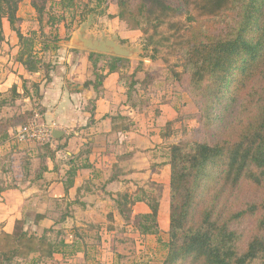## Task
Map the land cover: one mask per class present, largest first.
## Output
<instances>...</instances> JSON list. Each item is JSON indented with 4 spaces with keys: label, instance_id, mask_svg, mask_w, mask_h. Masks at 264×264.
Masks as SVG:
<instances>
[{
    "label": "trees",
    "instance_id": "1",
    "mask_svg": "<svg viewBox=\"0 0 264 264\" xmlns=\"http://www.w3.org/2000/svg\"><path fill=\"white\" fill-rule=\"evenodd\" d=\"M23 1L0 0V55L2 45L7 44V26L18 39L15 61L31 76L45 74L49 84L55 68L38 56L36 46L40 43L44 52L59 50L42 39L49 27L60 41L55 25L64 16L58 18L47 8L51 0H32L40 29L25 36L16 26ZM192 1L117 0L112 17L126 23L132 32L146 33L162 26L168 16L183 15ZM57 3L63 12L74 6L72 0ZM198 9L205 19L183 29L177 52L184 71L176 73L175 79L201 114L200 130L197 137H187L168 148L169 242L163 264H264V0H201ZM188 21L193 23L194 18ZM94 55L105 56L90 53V60ZM111 59L100 70L102 76L95 74L85 88H98L106 71L117 73L126 61ZM36 115L27 114L25 120L30 118L23 124L22 117L0 121V144L7 141L11 127L19 122L22 126ZM88 122L90 128L94 120ZM57 140L52 136L49 142ZM49 142L44 144L45 154L52 158L55 151ZM86 147L80 157L91 155L92 146ZM29 160L24 172L31 169ZM44 171L41 165L37 179ZM112 182L113 178L108 183ZM72 184L68 181L67 189ZM109 196L124 220L137 221L142 236L158 234L160 204L155 198L149 213L136 214V203L127 191ZM26 225L27 221L17 220L12 233H0L6 242L0 264H45L66 255L64 242H52L46 231L42 236L29 233ZM77 250L70 256L78 254Z\"/></svg>",
    "mask_w": 264,
    "mask_h": 264
},
{
    "label": "rangeland",
    "instance_id": "2",
    "mask_svg": "<svg viewBox=\"0 0 264 264\" xmlns=\"http://www.w3.org/2000/svg\"><path fill=\"white\" fill-rule=\"evenodd\" d=\"M57 2L58 0H51L47 8H51L52 13L58 18L64 16L62 22L55 25L58 27L60 41L57 42L51 35L52 30L49 27L45 29L46 37L42 40L49 42L51 46H59V50L44 52L40 43L36 46L38 56L46 62H51L54 66L52 78L65 79L68 74L74 76L76 68L82 65L79 60L82 56L85 61H90L92 64L90 71L92 78H95V74L100 78L102 76L100 70L110 65L112 56L98 57V55H94L90 60L91 52L71 48L64 43L70 41L84 26H86L84 30L87 36L117 37L123 46L136 50V55L133 58L126 59L120 65V70L117 72L118 80L119 84L128 90L130 106H135L134 109H137L135 111H139L138 115L142 117V120H145L141 128L144 130L145 127L146 138L152 143L148 142L147 152L140 155L141 165L148 168V171H139V173L142 172L140 178L133 177L135 171L132 172L130 184L122 192L126 193L127 191L132 200L137 205L139 203L138 212L142 207L141 204L149 208V204L154 198L159 202L160 231L157 235L142 236L139 233L137 221L134 219L127 221L116 214L115 203L108 196H104L99 202L89 196L87 204L89 205L91 202L93 204V206L90 204L93 219L84 223L77 222L75 220L77 211L74 206L53 197L49 198L48 191L50 192L51 186L47 181L37 183L38 174L35 169L39 166L38 160L32 162L33 167L30 171L24 172L30 156L27 153L18 157V153L21 152L19 147L24 148L25 145L18 146L17 143L11 141L9 133L7 141L0 144V194L8 190L22 191L33 182L37 183H35L37 187L41 186L34 188L33 192L26 193L30 189L22 191V193H26L25 196L28 198L26 202L28 203L21 207L17 203V206H7V208L11 209L12 217L22 214V219L27 221L25 228L29 233L42 236L46 231V235L52 242L57 244L64 242L65 247L63 246L62 249L66 254V259L70 257L72 250L79 248L81 252L78 253L83 256L82 264H163L168 253L169 213L167 210L166 217H162L160 211L161 208L167 206L168 200L165 166L170 157L168 148L187 137H197L200 130L201 114L183 87L176 81L175 74H182L184 71V61L177 52V44L183 29L205 19L198 9L201 0H193L183 15L168 16L164 19L165 23L162 26L146 33L132 32L126 23L112 17L117 10V0H72L74 6L68 12L61 11ZM83 17L86 19L82 20ZM189 17L194 18L193 23L188 21ZM18 18L19 22L16 26L25 36L40 29L37 13L32 7V0L22 2ZM5 34L7 44L2 45L1 54H14V48L10 44L12 39L18 40L17 35L7 26ZM68 53L73 54L69 62L64 60V56H67ZM12 58L15 60V56ZM15 66L12 64L13 68ZM44 77L43 73L26 77L19 76L18 84H14L6 92L1 93L0 121L11 119L14 121L22 117L24 120L21 124H23L30 118L25 120L27 114L37 113L46 123H55L50 121L48 111L56 103L45 102L44 92L48 89V84L45 83ZM68 83L69 87H72L73 84ZM19 123L11 127L9 132L21 125ZM119 126L130 129L134 127L132 121L128 120H123ZM32 146L35 150L40 149L42 152H47L45 148L47 145ZM85 149H87L86 146L84 151ZM28 150L29 148L26 149V151ZM16 151H18L17 156H14ZM52 193L53 188H51L50 194ZM39 214H44L46 221L41 222L37 227L34 223ZM1 220L0 217V233H3ZM75 223L79 225L78 228L74 227ZM71 240H74L73 244L65 243V241ZM5 249L6 242L0 235V252ZM20 262V264H24V261Z\"/></svg>",
    "mask_w": 264,
    "mask_h": 264
},
{
    "label": "crops",
    "instance_id": "3",
    "mask_svg": "<svg viewBox=\"0 0 264 264\" xmlns=\"http://www.w3.org/2000/svg\"><path fill=\"white\" fill-rule=\"evenodd\" d=\"M10 45L14 48V54L5 53L0 55V94L6 92L14 84H18L19 76L26 77L29 75L24 67L12 58L16 54L18 40L16 38L12 39ZM72 57L73 54L68 53L67 56H64V60L66 59L65 61L69 62ZM79 60L82 65L76 68L74 76L68 74L65 79L54 77L52 82L48 84V89L44 92L46 103H56L48 111L50 121L58 125V128L54 131L64 133L57 141L49 142L50 148L55 151L53 157L51 158L42 150L39 152L33 149L32 145H25L24 148L19 147L22 153H18V157L28 153L31 159L30 162L38 160L39 166L35 169V172L39 170L41 165L44 166L46 171L43 172L42 177L36 180L37 183L47 181L48 185L51 186L50 192L53 188L52 194L48 191L49 198L53 197L65 204L74 206L75 211H77L75 220L84 223L93 219L91 209L93 204L92 202L91 205L87 204L89 196L99 202L104 196L110 198V193H123L125 187L130 184V174L132 172L135 171L133 177L140 178L142 172L139 173V171H148V168L141 165L140 155L147 152V143L151 141L146 138L145 127L144 130L141 128L145 120H142V117L138 115L140 113L135 111L137 110L134 109L135 107L130 106L127 88L119 84L118 73L109 74L106 71L104 73L105 78L98 88H95L94 85L85 88V83L94 81L90 73L92 64L90 61H85L84 56ZM12 64L16 65L15 68L12 67ZM17 68L19 71L16 70ZM68 82L73 84L72 87H69ZM89 120H94V122L90 128H87ZM123 120L132 121L133 129L123 131L124 128L119 126ZM112 128H115V130L113 131ZM64 144L66 147L60 149L59 146ZM87 144L92 146L91 155L80 157L82 155L81 151L84 150ZM5 148H8V146H5ZM28 148L29 150L26 151ZM17 152L14 156H17ZM143 161L145 163V159ZM167 162L165 166L169 187ZM30 167L32 168L33 165ZM74 171L75 176L71 177ZM111 178L114 182L108 183ZM68 181L73 182L69 189H67ZM35 183H31L27 188H22V191L30 189L26 193L33 192L34 188L41 187H37V183ZM87 190L89 191L87 192ZM22 191L8 190L0 194L1 224L3 225L2 230L6 233H12L15 222L23 218L22 214L12 217L11 209L7 208V206H17V203L20 207L28 203L26 202L28 199L25 196L26 193H22ZM141 205V212H138L140 205L139 203L138 205L135 204L133 207L134 213L147 214L150 212L146 205ZM167 210L168 206L161 208L160 214L162 217H166ZM115 212L118 214L116 208ZM39 216H42L43 219L38 221L37 227L40 226L41 222L46 221L44 214L37 215L35 220H38ZM74 227L78 228L79 225L75 223ZM69 242L73 244L74 240L65 241L66 244ZM65 259L66 256L59 255L54 261L46 263H83V256L80 253Z\"/></svg>",
    "mask_w": 264,
    "mask_h": 264
},
{
    "label": "water",
    "instance_id": "4",
    "mask_svg": "<svg viewBox=\"0 0 264 264\" xmlns=\"http://www.w3.org/2000/svg\"><path fill=\"white\" fill-rule=\"evenodd\" d=\"M84 28L86 26L82 27L70 41L64 43L71 48L117 58L131 59L136 55L134 48L123 46L117 37L97 38L95 36H87ZM63 135L64 133L62 131L53 132V138L55 139H59Z\"/></svg>",
    "mask_w": 264,
    "mask_h": 264
},
{
    "label": "built area",
    "instance_id": "5",
    "mask_svg": "<svg viewBox=\"0 0 264 264\" xmlns=\"http://www.w3.org/2000/svg\"><path fill=\"white\" fill-rule=\"evenodd\" d=\"M58 128L56 123H46L38 115L26 124L14 128L11 132V141L19 145H36L49 142L53 132Z\"/></svg>",
    "mask_w": 264,
    "mask_h": 264
}]
</instances>
